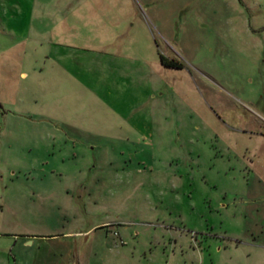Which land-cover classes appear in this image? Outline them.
<instances>
[{
	"label": "rangeland",
	"instance_id": "374dc122",
	"mask_svg": "<svg viewBox=\"0 0 264 264\" xmlns=\"http://www.w3.org/2000/svg\"><path fill=\"white\" fill-rule=\"evenodd\" d=\"M0 264H264V0H0Z\"/></svg>",
	"mask_w": 264,
	"mask_h": 264
},
{
	"label": "trees",
	"instance_id": "16d2710c",
	"mask_svg": "<svg viewBox=\"0 0 264 264\" xmlns=\"http://www.w3.org/2000/svg\"><path fill=\"white\" fill-rule=\"evenodd\" d=\"M161 63L163 64H170L173 68H180V64H178L176 61L174 60H167L165 61V59L163 58V56L159 55Z\"/></svg>",
	"mask_w": 264,
	"mask_h": 264
},
{
	"label": "flooded vegetation",
	"instance_id": "af4514ba",
	"mask_svg": "<svg viewBox=\"0 0 264 264\" xmlns=\"http://www.w3.org/2000/svg\"><path fill=\"white\" fill-rule=\"evenodd\" d=\"M163 58L165 59V61L171 60V59H168V58H165V57H163ZM158 61H159L160 66H162V67H165V68H173L170 64H163V63H161L160 57L158 58Z\"/></svg>",
	"mask_w": 264,
	"mask_h": 264
},
{
	"label": "crops",
	"instance_id": "0c3cea01",
	"mask_svg": "<svg viewBox=\"0 0 264 264\" xmlns=\"http://www.w3.org/2000/svg\"><path fill=\"white\" fill-rule=\"evenodd\" d=\"M22 75H24V74L22 73Z\"/></svg>",
	"mask_w": 264,
	"mask_h": 264
}]
</instances>
